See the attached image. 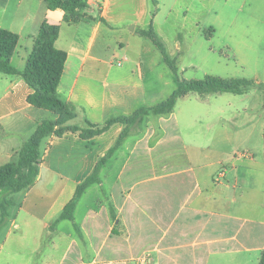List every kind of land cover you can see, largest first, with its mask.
<instances>
[{
	"label": "crops",
	"instance_id": "0c3cea01",
	"mask_svg": "<svg viewBox=\"0 0 264 264\" xmlns=\"http://www.w3.org/2000/svg\"><path fill=\"white\" fill-rule=\"evenodd\" d=\"M99 3L103 9L98 12ZM110 3L88 0L93 19L69 24L66 13L51 10L45 0H0V28L20 36L11 58L20 72L43 21L60 26L56 47L68 57L58 91L77 112L71 124L102 123L142 107L137 95L133 101L139 104L117 102L118 90L108 86V78L102 80L107 89L100 101L90 90L82 92L83 102L75 101L80 78L87 76L90 83L104 77L106 62L93 53L108 25L103 19ZM84 28L89 34L81 41ZM111 78L127 82L125 76ZM32 91L21 74L0 72V166L14 160L41 121L57 118L28 102ZM175 126L170 132L148 128L131 144L124 141L102 166L99 182L78 198L72 220L61 218L64 207L125 127L116 123L89 139L79 131L46 136L34 184L16 193L21 199L14 202L18 207L10 227L0 222V264H259L264 251V142L252 149V133L234 128L217 132L219 140L204 142L182 137ZM166 140L178 149L168 159L176 160L171 169L166 155L154 154ZM125 146L130 154L122 157ZM135 153L143 157L131 169ZM73 170L78 173L70 175ZM92 193L93 202L85 204Z\"/></svg>",
	"mask_w": 264,
	"mask_h": 264
},
{
	"label": "rangeland",
	"instance_id": "374dc122",
	"mask_svg": "<svg viewBox=\"0 0 264 264\" xmlns=\"http://www.w3.org/2000/svg\"><path fill=\"white\" fill-rule=\"evenodd\" d=\"M158 2L156 10L153 0H111L107 18L103 19L108 27L104 26L93 53L102 56L106 62L104 77H97L96 81L90 83H87V76L80 78L74 96L76 104L83 102L85 94L82 92L89 93V90L100 101L102 92L107 89L105 81L108 86L118 90L117 102L126 99V102L137 103V100L133 101L137 95L142 106L150 107L163 101L177 89L179 80L203 79L207 74L253 79L257 86L243 94H209L202 98L198 93L191 92L178 99L172 113L150 114L142 122L130 124L122 143L129 141L131 144L132 140L140 138L148 128L150 132L160 128L170 132L177 124L182 137L184 135L204 142L215 138L219 140L221 136L217 132L222 133L225 128L239 131L245 129L252 133L249 139L252 149L254 146L258 147L264 142V137H260V132L264 131V0ZM101 4L96 5L98 12L103 9ZM82 11L89 14L90 5ZM151 23L158 39L175 61L177 72L168 65L154 42L140 34L141 30L149 29ZM73 34L68 32V37L73 38ZM84 34H89L85 28L79 33L81 41L86 40ZM111 67L114 70H108ZM112 76H125L127 82L113 83ZM106 78L108 79L102 82ZM140 87L144 92H141ZM130 112L129 115L132 110ZM117 116L120 114L109 118ZM103 118L94 117L95 120ZM124 127L127 125L124 124ZM153 144L152 140L151 145ZM129 149L125 146L120 155L127 156L130 154ZM177 150L175 144L166 140L154 154L166 155L170 163L165 164L171 169L176 165V160L173 163V159H168L174 158ZM152 155L153 152H149V156ZM142 157L141 153H135L129 168L132 169ZM63 168L69 170L65 166ZM76 172L78 170L68 171L70 175ZM95 195L90 194L85 204L93 202ZM6 199L18 204L21 196L5 189L0 194V206ZM17 207L14 204L7 207L4 225L8 228ZM2 219L0 209V222Z\"/></svg>",
	"mask_w": 264,
	"mask_h": 264
},
{
	"label": "trees",
	"instance_id": "16d2710c",
	"mask_svg": "<svg viewBox=\"0 0 264 264\" xmlns=\"http://www.w3.org/2000/svg\"><path fill=\"white\" fill-rule=\"evenodd\" d=\"M51 10L61 9L65 14V21L69 24L93 19L82 10L88 7V0H45ZM158 10V0H153ZM60 26L50 23L45 19L40 31L35 38L34 46L29 54L24 71L20 72L12 63L20 36L8 29L0 28V72L6 74H21L33 91L28 96V102L35 107L50 110L57 115L56 119H45L41 121L22 148L16 153L17 159L0 166V194L9 189L16 194L29 189L35 182L38 174V159L41 158L42 140L49 135L63 136L66 132H80L84 139L93 138L108 131L114 124H126L116 145L103 156L93 172L77 187L75 196L69 201L61 214L62 219L72 220L78 198L92 184L99 182L100 171L106 161L114 154L115 150L127 136L130 124L142 122L150 114L164 115L172 113L178 99L187 96L191 92L198 93L202 98L209 94L233 93L243 94L249 89L257 86L253 79L222 77L207 74L203 79L179 80L180 84L166 99L150 106H142L130 115H120L109 118L104 123H94L86 120V125L79 126L70 122L77 117V112L72 103L63 100L58 88L64 73L68 54L66 51L56 47L59 37ZM140 34L150 38L162 52L165 61L177 72L178 67L169 56L164 44L158 39L157 33L151 23L149 29L141 30ZM14 204L13 200L6 199L1 204L2 222L7 214V207ZM264 264V251L259 260Z\"/></svg>",
	"mask_w": 264,
	"mask_h": 264
},
{
	"label": "built area",
	"instance_id": "2783aa9c",
	"mask_svg": "<svg viewBox=\"0 0 264 264\" xmlns=\"http://www.w3.org/2000/svg\"><path fill=\"white\" fill-rule=\"evenodd\" d=\"M38 161H40V159H38Z\"/></svg>",
	"mask_w": 264,
	"mask_h": 264
}]
</instances>
